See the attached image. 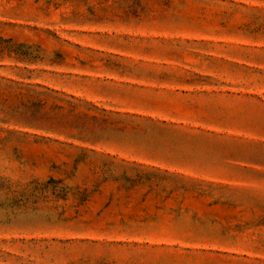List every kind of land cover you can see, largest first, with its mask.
<instances>
[{"label": "rangeland", "instance_id": "374dc122", "mask_svg": "<svg viewBox=\"0 0 264 264\" xmlns=\"http://www.w3.org/2000/svg\"><path fill=\"white\" fill-rule=\"evenodd\" d=\"M0 264H264V0H0Z\"/></svg>", "mask_w": 264, "mask_h": 264}]
</instances>
